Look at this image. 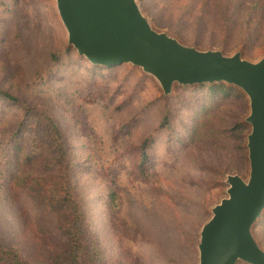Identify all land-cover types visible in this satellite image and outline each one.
Segmentation results:
<instances>
[{
    "label": "rangeland",
    "instance_id": "obj_1",
    "mask_svg": "<svg viewBox=\"0 0 264 264\" xmlns=\"http://www.w3.org/2000/svg\"><path fill=\"white\" fill-rule=\"evenodd\" d=\"M253 1L261 19L264 0ZM137 4L154 31L184 46L227 57L240 53L253 63L264 57V38L246 48L236 34L225 38L215 15L223 9L205 10L204 1ZM237 19L230 20L240 29L243 19ZM209 85L175 84L164 96L137 67L108 69L79 56L67 43L55 0H0V90L25 102L33 116L17 136L23 149L8 150L23 110L0 100V244L34 264L63 255L59 227L70 218L46 201L62 197L60 169L68 162L71 192L82 207V248L97 244L95 264H199L200 232L227 197L226 177L249 178V100L233 86L212 84L235 90L224 97L210 93ZM41 115L56 123L64 145L57 148L40 126L37 150L28 154L27 131ZM15 162L23 169L18 179ZM259 238L264 241V229Z\"/></svg>",
    "mask_w": 264,
    "mask_h": 264
},
{
    "label": "water",
    "instance_id": "obj_2",
    "mask_svg": "<svg viewBox=\"0 0 264 264\" xmlns=\"http://www.w3.org/2000/svg\"><path fill=\"white\" fill-rule=\"evenodd\" d=\"M67 43L95 66L130 64L152 77L163 95L175 84L225 83L243 92L250 114L245 123L249 178L226 177L227 197L211 210L198 245L199 264H264L253 231L264 212V57L199 51L154 31L137 0H55Z\"/></svg>",
    "mask_w": 264,
    "mask_h": 264
},
{
    "label": "trees",
    "instance_id": "obj_3",
    "mask_svg": "<svg viewBox=\"0 0 264 264\" xmlns=\"http://www.w3.org/2000/svg\"><path fill=\"white\" fill-rule=\"evenodd\" d=\"M175 1V0H172ZM206 3L205 10L207 8H212L219 10L223 9V11H218L215 15L217 18L223 20V27H222V35L225 38H231L232 34H236L240 40H243L244 47H249V43L254 42V40L260 41V38H264V26L259 21H262L264 17L260 19L259 10L260 8L253 0H201ZM231 5L234 6L233 10H231ZM221 7V8H220ZM264 15V14H263ZM262 16V13H261ZM242 18L243 19V26L240 29L233 26L230 19L233 18ZM237 19V20H238ZM240 30V33H239ZM242 32V33H241ZM252 39V40H251ZM239 42L234 45L236 48ZM252 44V43H251ZM224 50H230L229 45H223ZM243 49L245 50V48ZM71 48V47H70ZM105 67V68H115L118 67ZM210 93H214L216 90L220 91L222 96L228 97L235 93L233 88H227L224 86H214L210 84L208 86ZM0 100H4L6 102H10L14 105L19 106L23 110V117L21 118V122L15 134L7 138V145L6 149H16L18 152L19 150L23 149L19 144V140L17 136L21 131L23 125H25L24 121L32 118L30 108L23 102L21 99L12 96L4 91L0 90ZM203 108V107H202ZM36 118V117H35ZM41 121V122H38ZM164 121H168V117ZM40 124V125H39ZM164 124V122H163ZM41 126L42 133H46L48 136V140L53 143L57 148H61L64 145V141L62 139V135L56 125L55 122L51 121L48 116L41 115L39 118H36V122H33L27 131L29 136L30 142L29 146L25 151H28V154H32L37 149L36 147V140H37V132L39 127ZM247 125H243L242 130H247ZM149 142V143H148ZM150 140L145 139L143 143V159L140 164L141 168H145L144 163L146 162L147 155L146 151L149 149L147 146L150 144ZM64 155V152H63ZM66 160L68 154L65 152ZM5 158V157H3ZM56 162L58 158L55 159ZM9 163H6L7 165ZM15 178H20V173L23 169H21V165L18 162H15ZM67 169H60L62 174L63 180L59 187V192L62 193V197L49 202L46 201L48 208L52 211H65L68 214V218H70V222L65 225H60L59 229L63 232L64 242L66 243V248L62 256L54 257V260L51 261L49 264H86L89 262L90 264H95L100 261V251L97 248V244L92 242L90 244L89 249H83L82 247V239H83V232H84V221H83V214H82V207L81 204L78 203L72 195L71 188H70V169L67 162ZM28 178L35 179L32 172H28ZM13 178V179H15ZM45 201V200H44ZM263 217V216H262ZM260 218L258 223L256 224L253 234L257 237L258 242L261 246L264 247L263 239L259 238V232L264 229V217ZM63 242V243H64ZM0 264H34L31 263L29 260L24 258L17 250L4 246L0 244Z\"/></svg>",
    "mask_w": 264,
    "mask_h": 264
}]
</instances>
